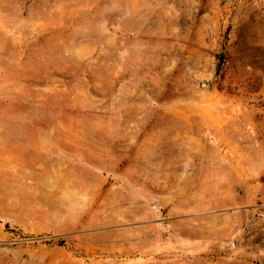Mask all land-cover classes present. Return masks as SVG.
Masks as SVG:
<instances>
[{
    "label": "rangeland",
    "instance_id": "rangeland-1",
    "mask_svg": "<svg viewBox=\"0 0 264 264\" xmlns=\"http://www.w3.org/2000/svg\"><path fill=\"white\" fill-rule=\"evenodd\" d=\"M263 136L264 0H0V264H264Z\"/></svg>",
    "mask_w": 264,
    "mask_h": 264
},
{
    "label": "bare ground",
    "instance_id": "bare-ground-1",
    "mask_svg": "<svg viewBox=\"0 0 264 264\" xmlns=\"http://www.w3.org/2000/svg\"><path fill=\"white\" fill-rule=\"evenodd\" d=\"M255 137L259 138L260 136L259 135H255ZM245 149H246V146H245V143H244V139L242 138L241 145H240V156H239L240 172H241L242 175L246 174V166L248 164V159H247L246 154H245ZM251 162H252V159H250V163Z\"/></svg>",
    "mask_w": 264,
    "mask_h": 264
}]
</instances>
